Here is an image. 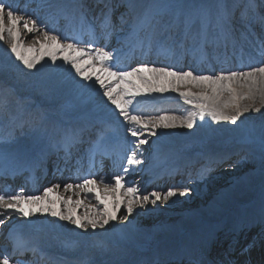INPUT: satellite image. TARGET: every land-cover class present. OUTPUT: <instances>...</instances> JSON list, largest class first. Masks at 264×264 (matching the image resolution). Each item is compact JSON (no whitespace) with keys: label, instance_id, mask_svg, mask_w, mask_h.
<instances>
[{"label":"snow or ice","instance_id":"1","mask_svg":"<svg viewBox=\"0 0 264 264\" xmlns=\"http://www.w3.org/2000/svg\"><path fill=\"white\" fill-rule=\"evenodd\" d=\"M49 7H57L54 0H49ZM119 6L125 9L119 16L120 24L126 26L127 31L123 43L127 44L130 49H139L143 54L151 55H167L173 59L180 57H191L194 63L201 65L210 62L209 49L213 51L220 47L227 48L229 42L235 47L236 44V29L233 25L235 18L234 12L227 3L218 0L215 7L219 11L215 22L211 19L209 12H204L199 18H173L167 19L162 13H154L153 9L167 7L166 5H155L142 2V0H119ZM116 5L105 2L101 10V21L99 24L100 36L94 37L92 40L85 41L86 45L80 46L76 37L71 38V42H64L65 37L46 30V26L42 25L34 16L25 14H17V9L13 8L11 3H5V0H0V41L4 39V34L13 41L11 44L10 54L15 56V59L22 62L28 70L37 69V65L41 64L47 56L55 63L57 59H61L64 63L71 65L75 73L82 79L91 81L93 75L95 82L99 83L103 89V96L115 106L118 110V117L122 118V122L126 125L125 131L131 137L135 138L130 143L139 148L140 145L148 144V140L140 139L144 131L147 130L148 135L156 136L157 129H170L177 126L192 129L195 123V118L198 116L200 120L205 117H210L213 122L220 123L221 121L237 125L241 117L250 110L257 113L264 108V39L256 41V53L261 57L255 65L249 60L247 70H221L219 74L204 71H196L194 68L187 70L175 69L169 65L161 64H140L136 67L121 68L118 66L117 50H105L107 43L103 46H94L96 40L104 39L106 42L110 39L115 25L112 21V14ZM74 12L78 13V18L81 24L85 23L88 18V8L83 3V0H74ZM258 5L256 0H245L244 9L241 11V23H251L257 16ZM5 14L10 27L5 28ZM69 23L76 17H63ZM264 20V16L260 17ZM23 21V28L27 34L41 32L43 43H40L39 49L35 47L25 48L19 26ZM28 21H31L29 24ZM97 25H91V28H96ZM241 37L246 39L247 34L241 33ZM38 53V54H37ZM243 60V53L241 54ZM219 59V56H217ZM117 61L116 63H112ZM93 69V74H87L88 68ZM99 69V73L95 70ZM108 78L106 84L105 79L101 74ZM115 79L116 84L124 87L117 90L116 87H110L112 79ZM139 80L140 85L147 86L149 93H165L170 89L174 92L178 91L179 96L184 99L186 104H190L194 111L190 114L178 117L170 114H162L155 116H146L142 111L137 109L140 101L135 100L137 96L142 94V88L134 81ZM192 84L200 87L199 93L188 91H179L180 87ZM229 96L228 100H223L224 94ZM259 99L260 105L256 106V101ZM241 101H252L249 104H242ZM231 109V111H226ZM82 140V136L78 132H69L65 134L63 149L66 157L71 155L74 148ZM106 140L101 134L94 142L90 151L103 148ZM142 160L137 158V153L132 152L127 158L128 165H139ZM129 168H124L125 173L129 172ZM56 171H61L58 167ZM209 168L202 171L203 177ZM123 176L119 175L115 178V184L111 183L110 179L99 178V183L104 184L106 190H110L113 195L119 187H123L121 181ZM97 184V179L84 177L82 182L75 184H66L65 191L78 188L81 192H91ZM59 183L53 184L44 189L42 195H25L19 193L0 194V224L4 223V219L12 215V213H20L24 217H30L39 212H48L52 217H56L61 221H68L77 228L87 230L91 228L93 232L96 229H104L110 221L117 219L116 213L110 211L107 207L104 198L97 196L96 199L101 205H104L102 211L98 210L97 216L84 215L76 217L75 213L70 209L65 214L63 211H57L55 201H49V196L54 189H59ZM137 189L128 187L126 194L132 198L122 201L126 205V215H132L134 206L139 205L144 207L149 202V195H143L137 199L135 194ZM185 191H180L179 195L184 196ZM177 195L176 191L169 190L166 194L161 195L158 192H152L151 196L155 197L156 201H167L171 197ZM155 202V201H153ZM117 202L116 207L119 208ZM65 207L68 206L69 200H64ZM25 205L35 206L26 208ZM13 252L21 256L31 252L33 255L39 251L28 241H22L21 237L12 235ZM22 241V242H21ZM0 264H32L31 260H13L10 256L4 255L0 257ZM190 264H207L204 260H196Z\"/></svg>","mask_w":264,"mask_h":264},{"label":"bare ground","instance_id":"2","mask_svg":"<svg viewBox=\"0 0 264 264\" xmlns=\"http://www.w3.org/2000/svg\"><path fill=\"white\" fill-rule=\"evenodd\" d=\"M176 6H177V8L181 9L182 11H187L188 8H189L187 2L184 1V0L179 2V3H176ZM233 22L235 23V20H233ZM3 23H4L5 28L10 27V24H9L6 16H5V19H4ZM19 32H20V35H21V40L23 41V46L25 48L29 47L26 44L27 40H32L33 39V45H34L33 47H35L37 49H39L38 45H40V43L44 42V40L42 42H40V40L37 39V36L34 33L33 34H26L22 24L19 26ZM9 39H10V37L7 35V32H5L4 39L2 41H0V43L3 44V45L0 44V54L3 53L4 44L7 43L9 41ZM42 39H43V37H42ZM35 41H37V43ZM0 60L1 61L3 60V62L8 61V62L14 63V64H17V63L20 62V61L16 60L15 56H13L11 54L7 55L6 57L5 56H0ZM63 63L64 62L60 61L59 59H57V61L55 63H53L50 60V58H48L46 56L44 58V60L41 62V64L37 65V69L38 70H36V69L28 70V69H26L24 67V65H23V68L26 69L28 71V73L32 74L34 77H36L38 79H41V80L45 81L46 83L50 84V82H52L54 80V78L57 77V76L64 77V76H68L69 75L68 74L69 71L67 70L68 68H65ZM87 74H89L88 71H87ZM74 78L75 79L80 78L83 82L87 81V80L82 79L77 74L75 75ZM90 83L91 84L88 85V89L92 88V90L90 92H88L89 93L88 95H86L87 91H84L82 94L77 93V92L71 94V96L73 95L74 99L76 100V102L74 103V106L77 107L76 112H82L83 110L87 111L88 107H92L94 109L95 113H94L93 109L91 111V114L88 113V115L92 116L91 118L107 117L108 112L110 110H112V108L106 110L107 107L104 106V101H105L107 106L110 105L111 103L107 99H105L103 102L100 100V96L99 95L102 92V90L100 88H97L98 83L95 82V76L91 80ZM73 84H75L74 79H73L72 83L68 79H66V80H64L62 82L61 85H64L63 89L67 90ZM59 87H60L59 84L55 85V88H59ZM184 87H188L192 91H194V90H196L198 88L197 86H194L192 84H188L186 86H183L182 88H184ZM90 93H93V94L90 95ZM228 99H229V96H228L227 93H225L224 96H223V100H228ZM181 103L184 106L185 102H184V99L182 97H181ZM241 103L242 104H249V103H252V101H241ZM259 105H260V101H259V99H257L256 106H259ZM96 107H100V108H103V109L101 111H98V110H95ZM226 111H229V109L226 110ZM115 113H116V115H118V110H116V112L115 111L113 112V114H115ZM190 113L191 112L189 111L184 116H186V115H188ZM251 113H255V114H258V115L262 114V121L256 120L254 118H250L249 114H251ZM170 114L178 116V117H180L182 115L180 113H177L176 111H171ZM249 114L245 113L244 116L246 118L248 117L247 118L248 121L250 123L254 124L253 125L254 130H256L260 134H264V108H262L261 112H259V113L250 110ZM67 121H65V122H67ZM178 128H181L183 132L185 130H187V128L180 127V126H177L174 129L179 130ZM193 137L194 138H198L199 140H201L203 138H206L207 136L203 132L197 131V132H193V134L192 133H188V134H185L184 136L181 135V137L178 138V139L183 141V140H189V139H191ZM168 140L170 142H172V143L175 141V139L174 138H170V136H169ZM154 143L155 144H161V141H160V139H155ZM224 172H226V174H231L232 172L234 173V171H230L229 172V170H226ZM221 173H223V172H221ZM240 177H242V178H241L240 182L237 183V184L238 185H244L245 178H247V176L246 175H239L237 178H240ZM260 179L261 180L263 179V175H261ZM249 188L246 187L247 190H250ZM192 194H194V193H191V195ZM254 196H256V193H254ZM64 197L67 198L69 196H64ZM219 197H221L219 194H214V196H212L210 198L204 197V199L200 203H191L190 206L187 204V202L190 200V198H188V199L180 198V202L179 203H174V204L171 205L172 206V209H171L172 214L168 213V212H166V214H168L167 216H171L173 219L179 220L180 223L181 222H186L187 220L190 219L189 215H191L192 213H195L194 216L192 217V218H195L196 216H198L201 213L200 211H196L197 209H199L201 206L206 207L209 202H211L212 200H215L216 198H219ZM163 202H164V200H160V203H163ZM61 207L63 208L62 211H64L65 210V205L63 204V202L61 203ZM67 207L72 212L75 213L76 217L80 218V215H78V214L80 213L82 205L79 202H73L72 204H70V206L68 205ZM224 208L225 207H219V211H221V209H224ZM158 213L160 214V212H158ZM65 214H67V213L65 212ZM222 214H219V215H222ZM151 216H153V215H151ZM216 218H217L216 216L215 217H209V216L207 217L208 221H214ZM243 218L244 219H249V218H245V217H243ZM124 227H128V226L124 225ZM145 228H146L145 231L151 230L150 229V225H145ZM78 229H79L80 232H83L82 229H80V228H78ZM161 231H164V229H161ZM57 234H62V231L58 232Z\"/></svg>","mask_w":264,"mask_h":264},{"label":"rangeland","instance_id":"3","mask_svg":"<svg viewBox=\"0 0 264 264\" xmlns=\"http://www.w3.org/2000/svg\"><path fill=\"white\" fill-rule=\"evenodd\" d=\"M26 76H27V79L30 82V84L32 86H34L35 81H33L32 75L26 74ZM14 77L16 79H22L19 76H14ZM252 165H254V164H252ZM250 167H253V166H250ZM254 171H255V169H254ZM239 175H250V173L245 174L244 172H234L231 174H225V175H221V176L219 175L220 180H217L214 183H209V184L204 183V185L201 186V189H198L195 194L190 196V197H192L190 200L194 199L193 201H195V200L201 199L200 200V202H201L204 199V196L206 198H209V194L214 195V194L220 193L223 195L225 194V196L228 195L229 193L226 191H228L230 188L233 187L230 184L234 183V181L237 182V181L241 180L242 177L237 178ZM225 188H226V190H225ZM232 193H234V192H232ZM188 205L190 206V204H188ZM167 212L172 214V211H167ZM156 213H157V211L155 209L143 208L141 210V212L138 211V213H132V215L127 216V219L123 218V222H120V224H124L125 226H128V227H131L135 223L137 225H150V226H152V228H150V229L158 230V229L162 228L161 225L163 223H165V222L161 223L162 221L174 220L171 216H167L168 214H166V211H165V213H162L160 218L156 219L157 218L155 216ZM151 215H153V216H151ZM152 218H154L155 220ZM137 221H138V223H137Z\"/></svg>","mask_w":264,"mask_h":264}]
</instances>
